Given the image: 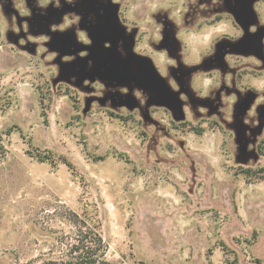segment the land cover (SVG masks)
I'll return each mask as SVG.
<instances>
[{
	"label": "rangeland",
	"instance_id": "rangeland-1",
	"mask_svg": "<svg viewBox=\"0 0 264 264\" xmlns=\"http://www.w3.org/2000/svg\"><path fill=\"white\" fill-rule=\"evenodd\" d=\"M262 137L264 0H0V264H264Z\"/></svg>",
	"mask_w": 264,
	"mask_h": 264
},
{
	"label": "trees",
	"instance_id": "trees-1",
	"mask_svg": "<svg viewBox=\"0 0 264 264\" xmlns=\"http://www.w3.org/2000/svg\"><path fill=\"white\" fill-rule=\"evenodd\" d=\"M118 118L122 116L114 115ZM204 124L216 128L225 133L224 128L219 123L214 121H201L197 126L188 122L182 123L184 126H191L192 130L197 135H202L204 132ZM264 147V140L261 142L260 148ZM6 148L2 140H0V155H5ZM260 171H252L251 169H241V174L251 178L252 176L259 175ZM79 229L74 243H70L64 253H61L58 259H46L41 264H104L103 259L106 257V249L102 235L98 227H90L87 222L81 221L76 224Z\"/></svg>",
	"mask_w": 264,
	"mask_h": 264
},
{
	"label": "flooded vegetation",
	"instance_id": "flooded-vegetation-1",
	"mask_svg": "<svg viewBox=\"0 0 264 264\" xmlns=\"http://www.w3.org/2000/svg\"><path fill=\"white\" fill-rule=\"evenodd\" d=\"M223 8H224V5H223ZM98 9V8H97ZM225 9V8H224ZM235 13H238V15H239V12L237 11V10H233ZM221 16L222 15H219L216 19H220L221 18ZM217 21V20H216ZM241 22H239V26H237L236 24H235V26L236 27H246V26H248V25H246V23H244L243 22V19H241L240 20ZM211 23H213V22H208V24H211ZM250 27H260L259 25H257V24H255V25H253V26H250ZM245 73H247V72H245V71H239L238 73H237V78L240 80L241 79V77L245 74ZM110 75V74H109ZM111 77V76H110ZM180 91H183V88L181 89L180 88ZM204 120H206V121H214V120H209V119H203V120H201V121H204ZM214 122H217V123H219L220 124V126L221 127H223V125L219 122V121H214ZM224 128V127H223ZM225 129V128H224ZM225 131V130H224ZM264 140V137H262L261 138V140H260V142H259V144H258V152L259 153H262V149H263V147H261L260 148V145H261V142Z\"/></svg>",
	"mask_w": 264,
	"mask_h": 264
},
{
	"label": "water",
	"instance_id": "water-1",
	"mask_svg": "<svg viewBox=\"0 0 264 264\" xmlns=\"http://www.w3.org/2000/svg\"><path fill=\"white\" fill-rule=\"evenodd\" d=\"M112 77L114 78V79H116V81H120V80H122V81H134V77H132V76H126V75H123L122 73H120V72H113V74H112Z\"/></svg>",
	"mask_w": 264,
	"mask_h": 264
}]
</instances>
